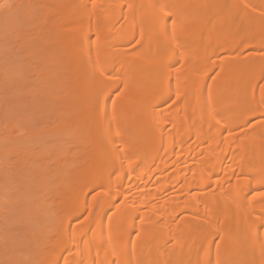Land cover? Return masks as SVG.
Here are the masks:
<instances>
[{"label":"bare ground","instance_id":"1","mask_svg":"<svg viewBox=\"0 0 264 264\" xmlns=\"http://www.w3.org/2000/svg\"><path fill=\"white\" fill-rule=\"evenodd\" d=\"M0 5L55 32L81 111L37 253L0 264H264V0Z\"/></svg>","mask_w":264,"mask_h":264},{"label":"rangeland","instance_id":"2","mask_svg":"<svg viewBox=\"0 0 264 264\" xmlns=\"http://www.w3.org/2000/svg\"><path fill=\"white\" fill-rule=\"evenodd\" d=\"M23 30L28 44L16 42L15 28H0V134L9 138L2 140L0 154V244L8 247L1 252L0 245V261L15 249L20 255L37 253L36 233L47 224L45 185L58 174L57 160L69 153L80 111L69 97L66 66L55 62L60 49L55 32L39 24Z\"/></svg>","mask_w":264,"mask_h":264},{"label":"snow or ice","instance_id":"3","mask_svg":"<svg viewBox=\"0 0 264 264\" xmlns=\"http://www.w3.org/2000/svg\"><path fill=\"white\" fill-rule=\"evenodd\" d=\"M2 6H4V5H0V7H2Z\"/></svg>","mask_w":264,"mask_h":264}]
</instances>
